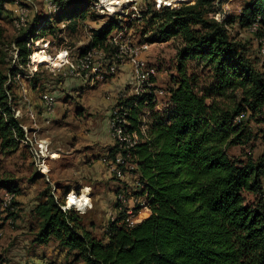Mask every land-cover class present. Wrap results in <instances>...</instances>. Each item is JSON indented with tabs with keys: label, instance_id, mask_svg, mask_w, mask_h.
<instances>
[{
	"label": "trees",
	"instance_id": "obj_1",
	"mask_svg": "<svg viewBox=\"0 0 264 264\" xmlns=\"http://www.w3.org/2000/svg\"><path fill=\"white\" fill-rule=\"evenodd\" d=\"M53 1L62 13L50 19L36 13L14 40L21 62L30 52L25 45L29 37L60 30L62 22L65 30L75 31L85 19L86 0ZM223 1L147 5L137 18L124 21L112 13L97 28L89 29V40L80 49L84 54L94 48L111 56L118 49L113 42L105 44L110 34L139 20L164 41L180 39L176 73L170 75L167 87L169 107L162 114L153 112V88L149 87L141 95L123 97L110 118L123 141L113 140L107 154L113 158L118 153L134 164L137 184L132 195L145 198L149 214L127 226L122 222H127L128 213L119 210L115 201L117 215L106 223L103 238H98L84 226L85 213L63 210L53 192L46 191L36 206L39 226L33 243L54 239L73 254L72 261L81 264H264V151L243 160L228 153L230 146L246 144L256 136L249 127L251 120L262 125L257 133L264 143V71L256 68L245 45L228 30L234 21L240 29L256 25L253 34L264 52V0H245L237 16L223 17L225 27L216 20ZM2 31L0 27V35ZM188 60L203 61L212 69L214 82L208 91L196 90V76L187 71ZM8 74L15 75L10 66L0 67V152L5 155L17 151L23 136L7 103L9 91L13 103L18 100L15 85L5 84ZM38 80L35 72L34 87ZM144 110L149 117L142 131ZM128 134H135L137 140L123 150L120 144ZM2 183L7 192H19L11 179ZM244 192L255 195L254 201L247 203ZM1 260L0 254V264Z\"/></svg>",
	"mask_w": 264,
	"mask_h": 264
},
{
	"label": "rangeland",
	"instance_id": "obj_2",
	"mask_svg": "<svg viewBox=\"0 0 264 264\" xmlns=\"http://www.w3.org/2000/svg\"><path fill=\"white\" fill-rule=\"evenodd\" d=\"M48 1L49 0H43L40 5H37L36 3L37 9L39 8L38 12L40 10V13L43 16L47 15L46 19H50V16L53 18L59 13H62V11H58L59 8L57 5L55 6L54 4L52 6V4H48ZM86 1L88 6L86 17L80 22L75 31H68L67 29L65 30L66 23L62 22L59 24L61 28L60 30H55L53 33L48 32L44 35L38 34L37 37H29L25 45L30 52L26 57V60L21 62L20 59L17 58L19 50L15 45L14 40L18 37V35H20V31H24L29 26L33 16L36 13L31 15V4L29 0H0V27L3 29L2 34L0 35V67L6 69V67L11 66L13 64L12 58L15 59V55L19 66L11 67L15 72V75L13 76L8 74V79L5 84L15 85V87H13L14 90L17 88V86H20L18 90L22 91L24 95L25 93L27 95L29 92L27 90L34 89L32 81L29 80L33 78L35 72L37 73V77L41 80L49 79L51 76L58 77L56 80H63L64 74L61 72L55 75L52 74V69H55L56 66L60 64L63 56L60 62H56V65H48L49 62L40 63L42 57L47 56L50 59H56L60 53L63 54V49L67 48L70 65L81 67L79 60L81 59L80 56L83 55L85 51L80 52V49L87 43L89 39V29L91 27H98L102 22L106 21L108 15L112 13H117L121 18L124 19V21H128L129 19H132L131 17H136L138 14L143 13L147 5L154 6L156 4L159 6L156 0H138L137 2L133 3L132 1L134 0H128V3L124 5L123 8L114 12L107 10L105 7H100L99 2L101 0H97V2H92V0ZM192 1L193 0H185V2L188 3ZM244 1L245 0H224L222 2L220 23L224 27L226 26V23L223 22V17L237 16L240 9L244 5ZM159 2H165L166 4L175 6L181 3L180 1L174 2V0H159ZM134 4L136 10L132 8V5ZM14 7H16V12L12 16L11 11L14 9ZM68 14H70V12H68ZM93 14H96V16H93ZM28 18H30V22H28ZM254 27H256V25H254ZM142 29H144V32H142ZM151 29L153 28L145 25L144 22L139 20L137 22H132L130 27L124 25L120 32L113 31L110 36L114 37L115 35H120V37H122L124 34L123 37L126 36V40L142 46H148V48L143 50L141 53L143 62L133 63V82L134 85H137V88L133 89L132 87V91L133 95L138 96L145 91H148L147 88H153L152 92L154 95V101L156 102H153L154 107L152 111L162 114L164 110L169 107L167 87L169 86L170 75L176 73V48L179 46L180 39L177 37H172L164 41L156 34L155 31ZM228 30L230 35L235 40L240 41L245 45L246 54L253 61H255L256 68L264 71V68L261 64V55L264 54V52H262L263 48L260 50L259 40H257V37L253 34L255 31L252 29H240L236 21L232 22L228 26ZM152 37H154L156 40H149ZM113 44L117 46L118 50L116 51L114 49L111 56H109L107 53H104L103 51L91 48L95 51V54L92 55V58H103L104 54L107 55L108 59H115V55L126 56V52H128V45H120L117 42H113ZM88 65H91V61ZM187 67L188 73H192L196 76V90L202 92L208 91L214 82V78L212 77V69L205 66L203 61L197 62L196 60H188ZM151 70L154 71V86H149V82L142 80L145 74H151ZM115 74L107 73V78ZM84 80L89 82V87H93L94 85L102 83L103 77H101L100 70L90 69L88 70L86 77H84ZM89 84H86L87 87ZM89 87L83 91L81 98H79L76 94H73L68 103L63 104L62 102H57L54 99V109L52 115L54 116L55 112H57L59 117H61L63 113H66V120L69 123L66 129L60 130L61 136L66 140H71L74 135L82 134V124L81 122L77 121L75 114V109L78 108V105L82 106V104H86L92 107V101H96L99 99V97L104 96L103 91H93ZM155 89L157 91L161 90L162 94L159 95V93H155ZM57 93L58 92H53L52 94L57 97ZM7 94L8 105L16 114V119H20L17 113H21V108H23V106L25 107L26 105L22 104L20 100L14 101V103L16 102L15 104L10 103V91L7 92ZM119 94H123V97L127 96L124 92ZM120 100L121 98H117V103ZM114 108L118 109V104L114 106ZM29 109L30 107H27L26 114L30 113ZM42 109L46 110L45 102H42ZM144 111L145 113L141 114L143 120L140 122L142 131L146 128L147 119L149 117V111ZM30 116L32 117L31 113ZM49 120L50 119H46V122H49ZM19 126L23 131V136L22 138H19L20 144L17 151L8 155L2 154L0 152L1 264H81L80 260L75 262L72 261L73 254L71 253V255L66 249L61 248L58 242L54 239H50L45 244H39L37 242L33 243L35 233L39 226V218L36 211V206L45 198L43 192H53L56 202L61 204V206H64L65 210L74 209L79 213H83V209L85 207L80 210L77 207H73L72 205L70 207L67 206L68 195L74 193L76 194V198H79L82 194L87 196V199L89 198L91 207L87 208L85 212L83 224L87 230L93 233V235L98 238H103V230L109 218L113 219L117 215V212H115V210L113 211V208L115 206V201L118 203L117 195L119 193L125 192L126 194H124L127 195L126 205L132 206V208L124 209L128 213L127 218L132 217L133 214H139L138 211L141 209V201H132V192L136 189L137 175L135 172H133V170H128L125 173L123 179L120 180L114 178L116 181L115 186L117 187L115 188V186L113 187V185H111L109 191H103V194L97 193L96 200L93 201L90 199L89 191L84 193V191H82L83 189L73 192L69 191L65 196L63 195V199L60 200L59 197H61L64 192L62 193L60 190L52 191V186H48L49 184L45 183L44 176L40 177L37 175L32 178L37 170L39 172H44L43 170L46 171L47 167L44 165L43 170L39 169L38 167V151L35 144H38L39 141L36 139L35 134L32 133L31 136L30 128L25 127V130H28V137H26L24 126L20 124V122ZM249 127L252 133H255L256 136L251 137V139L246 144H236L230 146L228 148L230 157L237 160L246 159L247 156L256 158L264 151V143L261 138V133H257L258 129H260L262 125L251 120ZM84 130L85 129H83V132ZM49 154L50 152H46V159ZM59 159L61 161L63 160L60 157L54 161H51L50 167L55 169L60 162ZM46 162L49 166V161L47 160ZM78 171L81 174L80 169H78ZM3 179H11L12 182L15 183L19 188V192L14 195L7 192V190L3 187ZM110 180L112 179H107V183L110 182ZM5 197L6 205L8 204V208L6 209L2 205ZM255 197L256 196L251 193L244 192V198L247 203L253 202ZM141 199L142 210H146L144 213H141V216L144 217L145 213L149 211L145 202V198L133 196V200ZM118 206L119 210H123V207H121L119 203ZM134 207H137L136 211L133 210ZM113 212L115 213L113 214ZM112 215L115 216L111 217ZM75 252L76 251H73V253Z\"/></svg>",
	"mask_w": 264,
	"mask_h": 264
},
{
	"label": "crops",
	"instance_id": "obj_3",
	"mask_svg": "<svg viewBox=\"0 0 264 264\" xmlns=\"http://www.w3.org/2000/svg\"><path fill=\"white\" fill-rule=\"evenodd\" d=\"M42 1L34 0L37 12L39 9H37V5H40ZM11 12L13 16L16 12V7ZM38 13L41 14L40 10ZM50 64L54 65V63ZM63 76V80H56L58 77L53 76L49 77V79H39L34 89H26L29 92L27 95L25 93L24 96L31 105L29 111L32 117L30 113L26 114L25 107L23 106L21 108L22 116L18 120H20V124L24 123L22 124L24 127L30 128V135L32 136V133H34L39 142L49 141L51 152L46 159V161H49V166L45 161L47 167L45 173L38 170L36 172L40 173V177H45V183L49 184L48 186H52V191L60 190L63 193L68 190L79 191L83 189L82 191H84V189H89L90 199L93 201L96 200L97 193L103 194V191H109L111 185L114 187L116 184L114 177L108 171L105 164L102 163L101 159L114 146V139L110 129V114L112 115V112L115 110L114 106L118 104L117 96L121 92H124L127 96L132 95V67L129 63L120 65L115 75L108 77L102 83L93 87H89V82L85 80L82 82L79 78L72 75ZM87 83L89 84L88 87L93 91H103L104 96L99 97L96 101H92V107L86 104H82V106L78 105V108L75 109V114L77 121L82 124V134L74 135L71 140H66L61 136L60 132V130L66 129L69 125L66 120V113H63L61 117H59L57 112H55L54 116L52 113L49 122H46V119L42 116L41 95L47 94L52 96L57 102L68 103L73 94L81 98L83 91L88 88ZM19 87L17 86V90L15 89L14 92L18 101L20 100L22 104H25V101L22 100L23 93L18 90ZM53 92H58L57 97L52 94ZM83 129H85L84 132ZM60 157L63 160L59 159L58 166L55 169L50 167V162ZM78 169H80L81 174ZM109 178L112 180L108 184L107 179ZM74 196L76 197V194ZM114 210L117 212L115 206ZM144 212L141 211V213ZM148 214L149 211L145 213L144 217H147ZM113 216L115 215L111 217Z\"/></svg>",
	"mask_w": 264,
	"mask_h": 264
},
{
	"label": "built area",
	"instance_id": "obj_4",
	"mask_svg": "<svg viewBox=\"0 0 264 264\" xmlns=\"http://www.w3.org/2000/svg\"><path fill=\"white\" fill-rule=\"evenodd\" d=\"M31 4V15L36 13V6L34 4L33 0H29ZM138 0H134L133 2H137ZM141 1V0H139ZM157 4L159 6H165L169 4H164V3H158L156 0ZM53 0L48 1V4H52V6L55 4ZM162 4V5H161ZM132 8L136 10L135 4L132 5ZM220 16L221 14L218 13L216 16V20L220 23ZM131 18H137V17H131ZM28 22H30V18H28ZM124 35V34H123ZM120 37V35H115L114 37H111L105 44H108V42H117L120 45H128V52H126V56H119L115 55V59H108L107 55H103V58H91V65H84V67H76L75 65H70L69 59H68V49H63V59L60 62L59 65L56 66L55 69H52V74L55 75L59 72L62 74H68L72 75L74 77L79 78L82 82H84V77L88 74V70L90 69H97L100 70L101 77H103V81L107 79V73H116L119 70L120 65L124 63H129L132 67L133 70V63L136 62H143V59L141 58V53L143 50H146L148 46H142L137 43L130 42L126 40L125 37ZM97 50V49H96ZM62 51V50H59ZM110 51V50H109ZM89 57V55H87ZM18 58V56H17ZM13 64L10 67H19L18 62L16 60V55L15 59L12 58ZM17 62V63H16ZM153 76H154V71L151 70V74H145L142 80H145L149 82V86H154L153 85ZM137 88V85H134L133 82V89ZM155 93L162 94V91L159 90L157 91L155 89ZM133 94V91H132ZM12 93L10 91V103H13L12 99ZM42 102L46 103V110H42V116L44 119H50L51 114L54 109V98L50 95L47 94H42L41 95ZM117 98H123V94H118ZM23 101H25V110L27 112V107H31L30 103L26 99V97L23 94ZM156 102V101H155ZM154 102V103H155ZM18 117L21 118L22 113H17ZM24 124V123H22ZM25 130V127H24ZM26 137H28V130H25ZM37 151H38V167L39 169L43 170V166L46 161V152H51L49 149V141L46 142H38V144H35ZM101 161L105 164L107 167L108 171L114 175L117 179H123L125 176V173L128 170L134 169V164L130 160H123L121 155H118V153L115 154L113 158H110L108 154H105L104 157L101 159ZM45 173V170H43ZM73 192V191H72ZM55 196V195H54ZM127 195L125 197H122V204L121 207H123V210L126 208H132V206L126 205L127 204ZM132 201H141V209L139 211V214H133V217H128V222H122L127 226H133L134 224L140 222L143 217L141 216V211L142 210V199L141 200H133V195H132ZM3 207L6 208V197L2 203ZM87 208L89 206H85L83 209V213L86 212ZM146 211V210H145Z\"/></svg>",
	"mask_w": 264,
	"mask_h": 264
},
{
	"label": "bare ground",
	"instance_id": "obj_5",
	"mask_svg": "<svg viewBox=\"0 0 264 264\" xmlns=\"http://www.w3.org/2000/svg\"><path fill=\"white\" fill-rule=\"evenodd\" d=\"M176 1H182V0H174V2ZM128 3V0H101L99 2V6L101 7H105L107 10H110V11H119L121 8L124 7V5H126ZM96 5V4H95ZM253 31L256 30V27L252 28ZM94 50L92 49H89L82 57L81 59L79 60L80 61V66L81 67H84V65H88L89 62L91 61V58H92V55L95 54V51L93 52ZM62 55L63 54H59V56L56 58V59H50L48 58L47 56H44L42 57L39 61L40 63L42 62H49L48 65H50V63H54V65H56V62H60L61 61V58H62ZM89 55V57L87 56ZM138 66V65H137ZM93 70V69H92ZM110 129H111V134H112V137L115 140H119V141H123V136L121 135L120 131L117 129V126H116V122L115 121H111V124H110ZM136 136L135 134H128L125 136V142L124 144H120V148L123 149V150H127L129 147H131L135 142H136ZM125 193V192H124ZM124 193H119L117 195V201L118 203L121 205L122 204V197H125V194ZM74 196V193H71L68 195V198L69 196ZM75 197V196H74ZM76 198V197H75ZM87 198V196H86ZM146 201V200H145ZM139 204V203H138ZM8 205V204H7ZM67 206H68V199H67ZM73 207H77L75 204H72ZM86 206V205H85ZM84 206V207H85ZM60 207L64 210V206H61ZM119 207V206H118ZM68 208V207H67ZM145 208V207H144ZM140 210V209H139ZM139 212V211H138ZM133 217V216H132ZM126 221L128 222V218L126 219Z\"/></svg>",
	"mask_w": 264,
	"mask_h": 264
},
{
	"label": "clouds",
	"instance_id": "obj_6",
	"mask_svg": "<svg viewBox=\"0 0 264 264\" xmlns=\"http://www.w3.org/2000/svg\"><path fill=\"white\" fill-rule=\"evenodd\" d=\"M88 191L89 189H84V193H87ZM72 204H75L77 208L80 210H82L85 205L91 207L89 200L86 198L84 194H82L79 199H76L74 196L70 195L68 198V206L70 207Z\"/></svg>",
	"mask_w": 264,
	"mask_h": 264
},
{
	"label": "water",
	"instance_id": "obj_7",
	"mask_svg": "<svg viewBox=\"0 0 264 264\" xmlns=\"http://www.w3.org/2000/svg\"><path fill=\"white\" fill-rule=\"evenodd\" d=\"M180 2H185V0H183V1H180Z\"/></svg>",
	"mask_w": 264,
	"mask_h": 264
}]
</instances>
